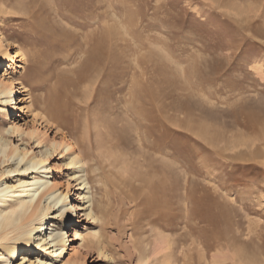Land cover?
Returning a JSON list of instances; mask_svg holds the SVG:
<instances>
[{
    "label": "rangeland",
    "instance_id": "obj_1",
    "mask_svg": "<svg viewBox=\"0 0 264 264\" xmlns=\"http://www.w3.org/2000/svg\"><path fill=\"white\" fill-rule=\"evenodd\" d=\"M0 35L10 55L0 80L17 90L15 106L0 111V135L14 126L10 144L35 153L24 133L32 127L42 146L61 136L80 143L111 194L96 211L101 223L83 212L65 223L77 235L62 261L264 264V0H0ZM101 72L90 124L47 112L53 99L67 101L62 90L84 106ZM68 155L59 149L48 162L78 199ZM26 254L34 264L60 260L53 248Z\"/></svg>",
    "mask_w": 264,
    "mask_h": 264
},
{
    "label": "bare ground",
    "instance_id": "obj_2",
    "mask_svg": "<svg viewBox=\"0 0 264 264\" xmlns=\"http://www.w3.org/2000/svg\"><path fill=\"white\" fill-rule=\"evenodd\" d=\"M4 42L5 39L0 35V55H2L0 65L10 60L7 45ZM60 80L62 81L61 78ZM95 80L94 84L96 83V86L90 89V93L88 92L89 95L85 98L84 106L75 107V102L72 100L75 94L62 90L60 95L64 96L66 102H68L67 111L63 110L66 102L59 106L53 102V99L47 103V112L55 120L63 123L79 121L81 114L87 115L85 119H88L90 124L89 114L95 108L92 104L105 93V72H101ZM37 81L40 85L46 86L47 89L44 88L46 89L45 94L49 98L55 94L51 90L52 88L50 87V89L48 86V79H44L39 74ZM16 93L17 90L11 78L0 80L1 112L15 106ZM12 95L13 99H11ZM98 110H101V112L94 119L96 126L102 127L105 126L103 125L105 123V100L98 107ZM3 131L5 136L0 135V203H2L0 207V264L3 262L10 264L9 258H15L17 255L22 256L21 264L25 262L34 264L26 253L28 252L31 256L33 252L45 253L50 248L54 249V260L60 259L54 263L51 262V264H82L81 260H72L71 258L62 261L67 242L71 241L67 237L77 235L75 227H72L73 233L67 236L63 226H65V223H77V214L80 212H83V215L91 219L92 222L101 223V217L98 216L96 211H98L100 204L105 206V198L108 200L111 196V194H105V176L98 172V167L95 169L93 163L88 164L84 160L85 156L81 152L80 143H72L61 136L59 140L52 139L48 145L42 146L36 129L32 127L24 133L30 139H34L36 145L34 148H38V153H35L32 152V148L26 145V142L21 144V148L10 144V136L18 131L17 128L8 126ZM85 147H88V145H85ZM59 149L60 152L63 151L64 154H69L65 165L75 169L71 178L77 182L75 184L77 186L76 190H80L78 199L73 197L74 193L71 192L68 183L63 190L60 183L53 181V175H51L53 167L49 164L48 159L53 157ZM88 153L90 154V152ZM95 170L97 171L95 172ZM101 182H104L103 185ZM118 184L116 183V187H118ZM114 195L116 201H121L124 194L121 196L119 192V194ZM143 199L140 194H136L133 201L136 205H144ZM70 208L74 210V213L69 211ZM94 233L98 235L97 230ZM103 249L98 247L95 252L98 256L107 258L108 256ZM42 261L43 257L36 264Z\"/></svg>",
    "mask_w": 264,
    "mask_h": 264
}]
</instances>
